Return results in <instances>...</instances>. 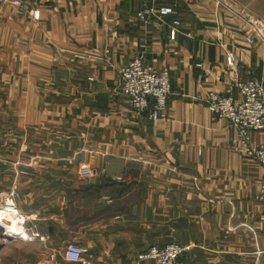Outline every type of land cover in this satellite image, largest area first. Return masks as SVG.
Listing matches in <instances>:
<instances>
[{
  "label": "crops",
  "instance_id": "0c3cea01",
  "mask_svg": "<svg viewBox=\"0 0 264 264\" xmlns=\"http://www.w3.org/2000/svg\"><path fill=\"white\" fill-rule=\"evenodd\" d=\"M21 1H0V204L14 191L46 239L0 235V264H81L63 257L70 243L91 264H134L170 242L188 247L185 264H264V167L206 105L210 91L264 81V46L245 41L264 0ZM160 7L174 14L161 22ZM136 56L171 75L157 120L120 89L118 69Z\"/></svg>",
  "mask_w": 264,
  "mask_h": 264
},
{
  "label": "built area",
  "instance_id": "2783aa9c",
  "mask_svg": "<svg viewBox=\"0 0 264 264\" xmlns=\"http://www.w3.org/2000/svg\"><path fill=\"white\" fill-rule=\"evenodd\" d=\"M21 6V0H0ZM33 16L39 19L40 12L35 9ZM154 11L145 9L139 12L142 19L152 15ZM159 21L164 22L165 17L174 14L172 7H160L156 10ZM248 30L245 35L247 44L259 42L264 46V20L256 17H246ZM180 21L174 19L171 24V38L175 39L179 31ZM227 59L234 63L236 57L229 51ZM121 92L128 97L131 106L151 120H157L166 109L173 93L172 79L168 69L156 70L152 64L147 63L141 56H136L118 69ZM238 95L232 93H219L210 91L206 105L212 114L224 119L238 131L236 150L239 154L255 159L264 167V142L256 141L254 133H264V81L253 78L248 81L236 83ZM79 174L83 178L93 174V168L82 163ZM122 181L123 176H117ZM259 197L264 199V182L259 186ZM7 212L0 223V235L4 240L7 237L15 238L28 235L31 240H45L46 235L33 226L28 225V217L23 214L14 201V191L5 194L0 204ZM188 249L179 242H170L164 245L153 244L138 253L134 264H185L183 255ZM67 261L81 264H91L92 254L87 247L70 243L61 251ZM55 259V255H51Z\"/></svg>",
  "mask_w": 264,
  "mask_h": 264
},
{
  "label": "bare ground",
  "instance_id": "6f19581e",
  "mask_svg": "<svg viewBox=\"0 0 264 264\" xmlns=\"http://www.w3.org/2000/svg\"><path fill=\"white\" fill-rule=\"evenodd\" d=\"M6 211H5V209L4 208H0V223L2 222V219H3V217L4 216H2V215H6Z\"/></svg>",
  "mask_w": 264,
  "mask_h": 264
},
{
  "label": "water",
  "instance_id": "95a60500",
  "mask_svg": "<svg viewBox=\"0 0 264 264\" xmlns=\"http://www.w3.org/2000/svg\"><path fill=\"white\" fill-rule=\"evenodd\" d=\"M0 230H2V228L0 227ZM7 239H11V237H7Z\"/></svg>",
  "mask_w": 264,
  "mask_h": 264
}]
</instances>
